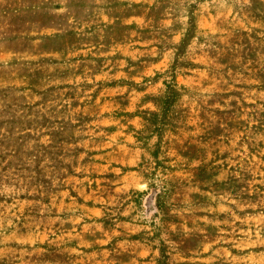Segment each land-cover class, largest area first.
Here are the masks:
<instances>
[{"label": "rangeland", "instance_id": "1", "mask_svg": "<svg viewBox=\"0 0 264 264\" xmlns=\"http://www.w3.org/2000/svg\"><path fill=\"white\" fill-rule=\"evenodd\" d=\"M0 264H264V0H0Z\"/></svg>", "mask_w": 264, "mask_h": 264}]
</instances>
